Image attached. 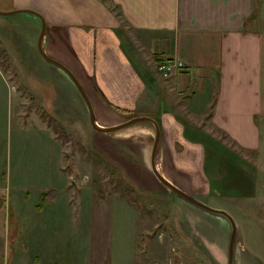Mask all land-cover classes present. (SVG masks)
Listing matches in <instances>:
<instances>
[{
    "label": "rangeland",
    "instance_id": "374dc122",
    "mask_svg": "<svg viewBox=\"0 0 264 264\" xmlns=\"http://www.w3.org/2000/svg\"><path fill=\"white\" fill-rule=\"evenodd\" d=\"M9 5L8 0H0V11H12ZM31 19L23 13L0 16V73L7 80L0 77V193L6 200L8 240L1 256L4 262L15 256L9 238L16 232L17 206L24 200L39 203L42 194L52 199L50 194L57 192L62 202L56 207L62 213L51 218L44 230L46 254L70 259L79 220L86 252L90 200L96 196L116 203L110 240L114 264H228L229 223L187 203L154 175L153 123L139 121L113 133L93 130L73 84L38 53L41 25ZM121 29L117 34L127 42L133 34ZM52 44L46 29L42 46L46 53ZM51 57L58 60L54 54ZM82 80L91 90L88 78ZM145 108L134 113L115 110L117 117L111 119L96 107L95 115L97 122L108 126L112 120L123 122L140 115L161 117L155 113L153 97ZM48 119L57 121L65 136H59ZM182 119L186 126L205 132L186 145L165 142L164 148H176L175 159H168L167 152L158 154L160 139L155 154L158 170L198 200L234 217L238 264H264V119L259 122L257 149L237 143L205 119L193 121L186 115ZM185 146L188 152L182 151ZM126 188L134 189L138 205L124 195ZM64 197L71 206L63 203ZM24 207L21 210L28 212Z\"/></svg>",
    "mask_w": 264,
    "mask_h": 264
},
{
    "label": "crops",
    "instance_id": "0c3cea01",
    "mask_svg": "<svg viewBox=\"0 0 264 264\" xmlns=\"http://www.w3.org/2000/svg\"><path fill=\"white\" fill-rule=\"evenodd\" d=\"M8 1L9 10L28 9L43 17L53 39L47 53L56 55L74 73L94 110L99 107L114 119L115 110L147 111L154 98L155 113H161L155 119L162 139L158 154L167 152L168 159H175L176 148H164L165 142H194L205 132L186 126L185 115L193 121L205 119L246 147H259V122L264 119V0ZM121 28L133 34L127 42L117 34ZM163 59L180 61L184 68L162 78L156 67ZM85 77L91 83L89 91L82 82ZM182 151L188 152L187 147ZM50 195L52 199H45L41 206L28 200L17 206L16 232L9 238V242L13 238L9 245L14 246L15 256L10 263L1 258L8 243L6 200L0 205V264H114L110 240L116 203L96 196L90 200L86 252L79 220L70 259L45 253L44 230L51 218L62 213L56 207L62 199L57 192ZM63 199L71 206L68 198Z\"/></svg>",
    "mask_w": 264,
    "mask_h": 264
},
{
    "label": "water",
    "instance_id": "95a60500",
    "mask_svg": "<svg viewBox=\"0 0 264 264\" xmlns=\"http://www.w3.org/2000/svg\"><path fill=\"white\" fill-rule=\"evenodd\" d=\"M27 14L32 15L36 17L39 20L40 23V30L37 38V49L40 56L43 58V60L53 66L59 69L61 73L73 84L77 92L79 93L80 97L84 101L87 112H88V123L91 126L93 130L100 133H113L117 130H120L124 127H127L133 123L139 122V121H146L151 122L156 128V135H155V141L153 144L152 149V157H151V166L154 175L156 178L166 187H168L173 193H175L177 196H179L181 199L186 201L187 203L191 204L192 206L219 218L225 219L229 225H230V238L228 243V264H238L237 263V255H236V247H237V241H238V227L236 224V221L234 217L226 210L219 209L212 207L197 198H195L192 194L188 193L187 191L182 190L179 186L174 184L172 181H170L168 178H166L157 168L156 162H155V154L157 147L159 145L160 139H161V131L160 127L157 123V121L152 118L149 115H140L132 117L126 121L117 123L115 125L110 126H102L98 124L96 120L95 110L94 107L90 101L89 96L87 95L84 87L80 83V81L77 79V77L74 75V73L63 63L60 61L52 58L49 54H47L43 49V39L44 35L47 29L46 22L44 21L43 17L34 11L28 10V9H16L12 11H0V16H8V15H17V14Z\"/></svg>",
    "mask_w": 264,
    "mask_h": 264
},
{
    "label": "trees",
    "instance_id": "16d2710c",
    "mask_svg": "<svg viewBox=\"0 0 264 264\" xmlns=\"http://www.w3.org/2000/svg\"><path fill=\"white\" fill-rule=\"evenodd\" d=\"M257 11H258V9L254 12V15H252V17H253V16H254V17L256 16ZM255 13H256V14H255ZM47 123H48L49 125L52 126V128L57 132V134H58L59 136H65V131H64L63 127H61L57 121H55L54 119H48ZM190 130H194V129H190ZM188 131H189V129H188ZM195 131H196V130H195ZM113 175H114V174H113ZM115 177H116V176H115ZM118 182L123 183V181L120 180V179H117V183H118ZM96 189H97L96 191H97V195H98V197L102 198L103 195H102L100 189H99L98 187H96ZM124 195L129 199V201H130L132 204H134V205H138V199H137V197L135 196V191H134V189L126 188V189L124 190ZM43 196H44V194H42V195L40 196V199H39V206H41L42 203H43L44 200H45V198H44ZM3 203H4V198H0V205H2Z\"/></svg>",
    "mask_w": 264,
    "mask_h": 264
},
{
    "label": "built area",
    "instance_id": "2783aa9c",
    "mask_svg": "<svg viewBox=\"0 0 264 264\" xmlns=\"http://www.w3.org/2000/svg\"><path fill=\"white\" fill-rule=\"evenodd\" d=\"M184 64L180 61H174L169 59H163L157 64V72L163 77H170L173 73H175L179 69H183Z\"/></svg>",
    "mask_w": 264,
    "mask_h": 264
}]
</instances>
